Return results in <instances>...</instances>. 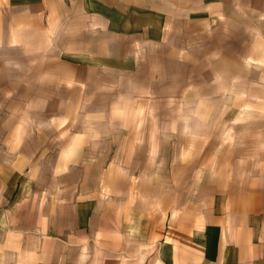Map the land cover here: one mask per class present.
Returning a JSON list of instances; mask_svg holds the SVG:
<instances>
[{"label": "rangeland", "instance_id": "rangeland-1", "mask_svg": "<svg viewBox=\"0 0 264 264\" xmlns=\"http://www.w3.org/2000/svg\"><path fill=\"white\" fill-rule=\"evenodd\" d=\"M115 9L130 29L120 35L69 2L35 55L7 47L0 10V154L28 159L21 180L62 237L97 263L127 264L144 260L158 224L215 212L229 224L236 196L264 199V0ZM136 9L160 24L152 45Z\"/></svg>", "mask_w": 264, "mask_h": 264}, {"label": "crops", "instance_id": "crops-1", "mask_svg": "<svg viewBox=\"0 0 264 264\" xmlns=\"http://www.w3.org/2000/svg\"><path fill=\"white\" fill-rule=\"evenodd\" d=\"M69 2L79 4L85 13L81 18L88 23L90 17L95 29L115 35L130 30L116 20L115 8L122 0H0V10L7 14V47L26 55L49 51L55 39L53 18L72 12ZM136 10L151 19L137 26L140 38L152 45L161 38L153 25L160 24L153 20L152 12ZM16 139L9 143L11 147L18 145ZM26 160L25 155L0 154L1 162L11 163L0 164V264H104L95 262L86 250L75 248L71 233L62 237L64 229L56 227L52 215L41 209L40 199L34 196L39 190L30 193V186L21 180ZM229 209L236 215L229 224L223 213L215 212L210 221L188 215L154 226L144 260L139 254L127 264H264V199L258 193L242 192ZM106 264L120 262L113 257Z\"/></svg>", "mask_w": 264, "mask_h": 264}]
</instances>
